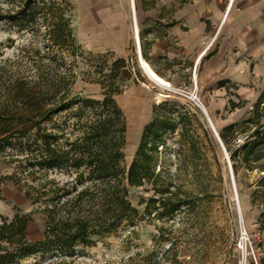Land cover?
I'll return each mask as SVG.
<instances>
[{
  "label": "rangeland",
  "instance_id": "1",
  "mask_svg": "<svg viewBox=\"0 0 264 264\" xmlns=\"http://www.w3.org/2000/svg\"><path fill=\"white\" fill-rule=\"evenodd\" d=\"M131 8L129 0L128 29L120 43L79 34V19L71 12L72 32L81 53L64 56L74 64V92L99 100L100 87L86 82L87 74L92 78H97L99 70L110 74L114 61L123 60V66L112 71L114 82L121 85L115 100L125 121L123 165H131L145 127L155 123L158 133L149 138L145 152L153 157L156 172L160 170L191 195L192 210L184 207L171 219H157L141 203L153 196L150 187H130L129 198L138 217L97 238L92 246L79 247L72 258L74 264H252L253 257L264 264V80L257 83L252 96L238 95L239 88L232 84L218 89L223 86L219 81L213 85L195 82L194 90L193 81L181 77L170 81L171 88L160 87L140 65V41L134 35ZM41 22L38 17V26L18 29L0 21V98L11 79L35 71L29 69L34 51L47 60L49 36ZM208 85L209 90H216L209 92ZM192 92L198 98L196 104ZM85 117H94V112L87 111ZM53 120H67L71 125L76 118L63 112ZM13 143L11 148L0 149V223L35 208L9 178L15 171L10 157L21 156L27 149L25 141ZM51 177L67 179L59 173ZM43 227L42 216L32 214L27 239L37 240ZM244 231L251 247L242 253L235 244ZM52 260L51 255L37 254L15 264Z\"/></svg>",
  "mask_w": 264,
  "mask_h": 264
},
{
  "label": "trees",
  "instance_id": "2",
  "mask_svg": "<svg viewBox=\"0 0 264 264\" xmlns=\"http://www.w3.org/2000/svg\"><path fill=\"white\" fill-rule=\"evenodd\" d=\"M71 11L70 0H0V21L30 29L38 26L41 17L49 36L47 60L34 51L29 69L35 71L11 79L0 98V149L11 148L14 141H25L27 148L21 156L10 157L15 171L9 178L35 206L31 213L0 223V264H15L37 254L51 255L48 264H74L79 247L92 246L97 238L138 217L130 187H150L153 196L141 203L157 219H171L184 207L192 210L191 195L160 170L156 172L153 157L145 152L149 138L158 133L155 123L145 127L131 165H123L125 121L115 100L121 85L114 82L112 71L124 61H114L110 74L103 70L97 78L87 74L86 82L100 87L99 100L74 92V64L64 56L81 53L72 32ZM87 111L94 117L86 118ZM63 112L76 118L75 123L54 122ZM53 173L67 179L51 177ZM32 214L44 220L35 241H29L26 233Z\"/></svg>",
  "mask_w": 264,
  "mask_h": 264
},
{
  "label": "crops",
  "instance_id": "3",
  "mask_svg": "<svg viewBox=\"0 0 264 264\" xmlns=\"http://www.w3.org/2000/svg\"><path fill=\"white\" fill-rule=\"evenodd\" d=\"M70 1L79 34L122 42L129 0ZM130 1L140 59L162 80L170 83L181 77L201 85L219 81L223 86L218 89L232 84L239 88L238 95L255 94V86L264 80V0H235V9L208 49L222 17L221 0ZM209 85L208 91L214 92Z\"/></svg>",
  "mask_w": 264,
  "mask_h": 264
},
{
  "label": "built area",
  "instance_id": "4",
  "mask_svg": "<svg viewBox=\"0 0 264 264\" xmlns=\"http://www.w3.org/2000/svg\"><path fill=\"white\" fill-rule=\"evenodd\" d=\"M221 3L224 5V8H223V12H222V17H221V20H220V23L218 25V27L216 28V31L213 35V37L211 38L210 42L207 44V47L206 49L212 47L214 41L216 40V37L218 35V32L220 31V29L222 28V26L224 25V23L226 22L227 20V17L229 16L230 12L235 9V0H221ZM238 10V9H237ZM132 15L134 17V8L132 9ZM138 53L139 55H141L140 53V48H139V43H138ZM193 83H194V90L196 89V83L194 80H192ZM191 96V100L193 102H198V98L196 97L195 93L192 92L190 94ZM209 120V119H208ZM209 123H210V120H209ZM211 125V123H210ZM212 129H213V132L215 133V136L216 138L219 140V136L218 134L215 132L214 130V127L211 125ZM220 141V140H219ZM221 143V142H220ZM222 146V144H221ZM223 147V146H222ZM224 149V147H223ZM251 247V242L249 240V236H248V233L246 231H244L243 233H241L238 237V240L236 241V244H235V249L239 252H244V251H247V248ZM252 264H258L257 262V259L255 257H253V261H252Z\"/></svg>",
  "mask_w": 264,
  "mask_h": 264
},
{
  "label": "bare ground",
  "instance_id": "5",
  "mask_svg": "<svg viewBox=\"0 0 264 264\" xmlns=\"http://www.w3.org/2000/svg\"><path fill=\"white\" fill-rule=\"evenodd\" d=\"M133 8V7H132ZM135 35V33H134ZM137 35V32H136ZM138 38V37H137ZM136 38V39H137ZM140 65L145 73V75L148 77V79H150L152 82H154L155 84L159 85L160 87H164V88H171L170 83L162 80L159 76H157L148 66V64L143 60L140 59ZM212 123V122H211ZM212 125V124H211ZM213 126V125H212Z\"/></svg>",
  "mask_w": 264,
  "mask_h": 264
}]
</instances>
